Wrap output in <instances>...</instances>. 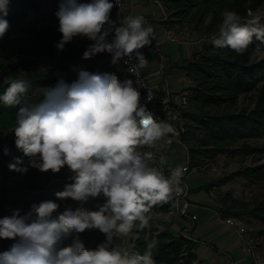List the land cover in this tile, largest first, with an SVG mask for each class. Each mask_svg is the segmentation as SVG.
Returning a JSON list of instances; mask_svg holds the SVG:
<instances>
[{"label":"clouds","instance_id":"clouds-1","mask_svg":"<svg viewBox=\"0 0 264 264\" xmlns=\"http://www.w3.org/2000/svg\"><path fill=\"white\" fill-rule=\"evenodd\" d=\"M9 2L0 0V37L10 27L5 18ZM114 6H118L114 0H62L55 13L61 34L57 50L63 51L76 37L86 38L91 43L83 52L84 60L108 53L113 64L124 60L131 69L146 67L141 50L151 44L154 29L143 15L119 18L117 24L110 19ZM221 17L211 38L215 48L243 54L255 39L259 43L252 57L264 59V17L250 11L245 20L227 9ZM211 19L206 17L205 24ZM73 70L76 80L69 83L61 77L54 86L36 89L39 101L29 98L32 82L24 71L10 79L0 95V103L18 108L12 129L15 146L29 158L24 166L22 158L13 157L9 170L25 174L31 167L57 174L66 167L70 183L55 196L79 204L73 210L65 203L60 211V203L45 200L23 214L15 209L0 218V239L14 241L0 251V264H157L155 240L142 253L117 241L134 230L151 229L160 218L153 209L184 193L186 169L178 165L166 176L153 163L154 153L145 150L176 135V129L167 120H158L141 102L133 79ZM147 101H152L150 91ZM9 154L5 148L4 155ZM159 163H165L163 157ZM101 196L105 202L98 210L84 208L90 199ZM86 230H99L105 241L95 249L86 248L80 239Z\"/></svg>","mask_w":264,"mask_h":264},{"label":"trees","instance_id":"trees-1","mask_svg":"<svg viewBox=\"0 0 264 264\" xmlns=\"http://www.w3.org/2000/svg\"><path fill=\"white\" fill-rule=\"evenodd\" d=\"M166 7L169 16L168 25L187 23L192 30L199 35H214L218 32V25L222 20L221 12L225 9L236 11L242 19L246 20V8L257 9L264 4V0H156ZM50 2L53 7V14L57 12L62 0H10L8 5V15L5 17L9 22V29L3 37H0V46L8 44L7 34L14 20L20 12H38L43 3ZM211 15V22L205 24V18ZM57 18V17H56ZM264 22V19H262ZM59 21L53 26H46L42 33L35 34L32 42L25 45L26 52H42L46 57L57 61V65L52 70H46L43 76L27 78L32 82L29 89V98L36 102L41 99L31 97L34 89L48 86V81L57 82L63 78L66 82L77 79V72L66 71V63L78 64L91 73H114L118 77L123 74V69L111 62L112 58L98 59V54L91 59H82L83 52L91 43L83 42V39L76 37L65 45L63 51H58L56 43L61 39L58 31ZM3 42V43H1ZM259 42L255 39L249 49L243 54H237L230 49H217L211 40L202 43L201 51L195 53L190 59L185 60L182 70L185 78L191 82L187 88L188 93L184 96L186 106L179 110L185 133L181 140L190 146V151L195 157L203 152L199 147H206L210 155L214 156L217 152L225 150L233 153L257 152L263 153L264 147L249 149L248 145L241 144L239 149L232 150L230 147L239 140L252 139L264 140V59H254L252 52ZM264 47V46H262ZM59 72V76L57 75ZM65 72V73H64ZM12 74H16L12 71ZM44 77L48 80L44 81ZM7 84L0 80V95L7 88ZM54 86V85H53ZM256 92L255 104L252 109L237 108V99L241 94ZM17 107H7L0 103V135H4L5 143L0 147L3 156L13 155L18 149L15 146V136L13 132H8L13 128L16 120ZM213 146L214 149L208 147ZM9 150V155H4V149ZM20 151V150H19ZM21 153V151H20ZM192 156V157H193ZM193 157V158H194ZM26 158V156H25ZM34 174V171L32 172ZM237 175L244 176L248 182L264 183V164L252 169H246ZM229 178L222 179L225 183ZM65 181H59L50 186V195L46 200H53L61 204V207L68 201H60L56 198L57 191L64 190ZM214 183L208 184L206 190L209 191ZM40 187L34 185L33 188ZM35 196V195H34ZM45 200H40L38 196L25 199L26 204H38ZM29 205V206H31ZM164 210V206L153 209L155 212ZM253 218L264 224V202L257 204L248 212ZM125 247H133L134 250L143 252L149 242L155 240L156 247L153 249V257L157 264H191L195 255L190 253L193 242L177 238L169 230L162 231L156 236H150L147 241L143 239H132ZM98 242L91 244L90 241H83L88 249H95ZM118 243V242H117ZM189 252L187 257L180 255L183 251Z\"/></svg>","mask_w":264,"mask_h":264},{"label":"rangeland","instance_id":"rangeland-1","mask_svg":"<svg viewBox=\"0 0 264 264\" xmlns=\"http://www.w3.org/2000/svg\"><path fill=\"white\" fill-rule=\"evenodd\" d=\"M81 2H90V0H81ZM147 5H151V8L153 7L152 10H156L157 13L160 12L155 3L150 1ZM260 12L264 14V6L260 9ZM56 19L50 2L43 3L38 12L27 10L19 13L6 36L8 44L6 46H0V80L3 83L7 84L10 79L19 78L21 71L29 73L27 78H36V76H43L45 74L44 59L46 56L42 52L27 53L25 45L27 42L34 41L35 34L42 33L46 26H53L56 23ZM167 29H175L186 40L192 39L195 41L200 38V35L194 32L192 27L187 23H180L175 28L169 27ZM159 34L157 30L154 31V36L151 38V41L155 40L157 38L155 36H159ZM199 42L200 44L203 43V41ZM156 50L164 58L163 65L165 69L169 67L172 69L175 68V71L180 69L181 73H167L164 80L161 78L162 75L150 77L148 78V83L152 87L155 97L160 98L162 93L160 88L164 87V92H171V97L175 98L177 94L179 95L186 88L185 83H179L177 81V78L183 75L182 65L185 62L182 46L165 42L161 46H158ZM141 51L148 61L147 66L144 67L145 69L150 70L158 64L155 60V58L157 59V55L149 50V46H146ZM98 55V59L106 57V53H100ZM12 71L16 74H12ZM149 73L151 72L144 74L148 75ZM46 80L48 79L44 77V81ZM171 81L174 83L171 86L167 85L168 87L162 83H169ZM56 83L48 81L47 84L49 85L47 87H51ZM35 92L36 89L32 91L31 97L37 98L38 95ZM12 129L10 128L8 132L11 133ZM4 135H0V147L5 143ZM172 146V149L169 151V156L166 159V165L174 167L181 166L185 159L180 155L181 153H177V148H174L176 147L174 143H172ZM256 147H264V140L251 139L248 148L254 149ZM254 153L259 154L257 152ZM13 157L22 158L24 166H27L29 163V158H25L24 154L22 152L20 153L19 150L8 157L0 153V218L11 215L12 210L15 209H19L21 214L27 212L31 204L24 202L26 198L32 199V197L38 196L40 200H46L50 195V186L55 183L59 181L70 183L68 176L71 173L66 167L57 174H53L51 171L40 172L38 169L31 167H29L25 174L11 171L8 168V164L12 162ZM262 157L264 158V154ZM190 167L191 171L185 180L190 189L189 198L196 205L191 209V213L196 216V220L191 222L185 219L182 221V224L177 223V226H186L188 230L184 232L185 236L195 242L192 247L196 257L193 259L209 262V258L214 253L215 255L223 254L225 247L227 248V246L231 245V242L235 238L234 235H229L231 231L226 230L219 222L216 212L222 213L223 215L249 216V211L257 204L264 202V183H251L244 176L237 174L231 176L229 181L222 183L220 182L221 179L214 178L208 169L192 168V164H190ZM33 171L34 174H32ZM211 183H217L219 186L223 185L224 188H219L220 190L218 189L211 196V193L206 190V186ZM34 185H40V187L33 188ZM93 201L94 199H90L83 205L84 208L87 209L88 204ZM72 204L74 203L70 200L68 205ZM94 205L98 207L101 203L95 200ZM78 206L73 205L71 207L75 210ZM63 210L64 206L61 207L60 211ZM170 232L177 238L182 235V231H178L175 228H171ZM80 239L82 241H90L91 244L93 241L98 242L100 240V244L105 241L106 237L99 230H86L80 234ZM218 241L222 243L217 244ZM235 241L233 248L229 249V254H233L234 252L238 253L239 243L237 239ZM13 242L12 240L0 239V251L7 250ZM117 242L125 246L128 244L129 239L128 237H123ZM237 243L238 245H236Z\"/></svg>","mask_w":264,"mask_h":264},{"label":"built area","instance_id":"built-area-1","mask_svg":"<svg viewBox=\"0 0 264 264\" xmlns=\"http://www.w3.org/2000/svg\"><path fill=\"white\" fill-rule=\"evenodd\" d=\"M152 1L155 3L158 10L160 11V20L163 22H167L169 13L166 7H164L159 1ZM110 2H113V0H110ZM114 2L118 6H114V8L112 9L110 19L112 21H116L117 24L119 23V18L123 19L128 15H138L137 13H135L133 7L130 4L131 0L130 3H128V0H114ZM263 6L264 4L260 5L255 10H252L247 7L246 19L249 18L248 13L250 11L253 14H260L262 17H264V14L260 12V9ZM146 21L148 22V24H150L149 19H146ZM171 27L175 28L176 25H171ZM212 36L213 35H210L209 37H207L206 35H200L198 41H209L211 40ZM183 38L184 37L180 36V33L178 34L175 29H167L162 34L161 40H159L157 43L149 45V49L157 54L158 72L163 73V58L159 53H157V44H160V42L162 41L185 44L189 41L186 40V38ZM83 42H87V39H83ZM105 58L111 59L112 57L110 54L106 53ZM44 61V71L52 70L57 65V61L52 60L48 57H45ZM118 65L123 69V74H121L119 78L121 80H124L126 78L133 79L134 84L141 91V102L147 104L148 109L155 113L156 118L158 120H167L176 129V135H170L165 140L157 142L154 148L145 149L154 153L155 160L153 161V163L156 166L161 167L162 171L166 176L169 175L170 170L175 167L167 166L166 159L169 156L170 149H172L173 147L172 143H174L176 145V147L174 148H177V153H181L180 155H182L185 159L181 166L186 169L182 178V184L186 185L184 193L181 194L179 197H174V199L170 203L163 204L164 210L157 212L159 213L160 218L155 222V225L151 229L134 230L133 234L130 237L132 239H143L147 241L150 236H156L162 231H170L171 228H175L178 231H182V239L194 242L192 239H189L185 236L184 232L188 230L186 226H177V223L182 224V221L185 219H188L191 222H194L196 220V216L191 213V209L196 205L189 198L190 189L185 180L191 171L190 164H192V168L208 169V171L212 173L214 178L222 180L236 175L246 169H252L257 166L263 165L264 158L262 156L264 153H233L229 149L222 152H217L216 154H214V156H212L210 155V152L207 150L206 147L200 146L199 148L203 152L194 157L190 151V146H188L181 140V136L185 133V131L182 124V120L179 116V110L186 106V100L184 96L188 93L187 88L191 86V82L188 80L186 88L183 89L181 93L175 98H172L169 92H163L160 95V98H157L154 96L153 89L148 83L147 75H145L141 71V69H131L128 64L124 63V60L119 61ZM78 67V64L66 63V71H72L74 68ZM165 86L168 87L166 82ZM149 91L152 94L151 102L147 101V92ZM255 95V91L239 95L237 99V108L252 109L256 100ZM250 141L251 139L239 140L234 143L230 148L236 151L237 149H239L241 144L244 143L246 145H249ZM208 148L214 149L213 146H210ZM161 157H163L165 160V163L163 165L159 163ZM219 188L222 189L224 188V186H219L217 185V183H214L209 190L211 196H213V193H215ZM95 200L99 201L101 205L105 202L102 196L94 199V201ZM94 201L88 204V210H98V207L94 205ZM73 203L74 204H72L71 206L79 205L74 201ZM185 205L187 206L186 208ZM216 215L218 217L219 222L226 229L230 230L232 234L236 237L241 252L245 256L250 258V264H264V224H262L259 220L253 218L251 215H249L250 217L242 215H223L222 213L218 212H216ZM188 253L189 252L184 250L180 255V261H182V258L187 257ZM190 253L194 254L193 249L190 250ZM191 264L210 263L205 260L195 259Z\"/></svg>","mask_w":264,"mask_h":264},{"label":"crops","instance_id":"crops-1","mask_svg":"<svg viewBox=\"0 0 264 264\" xmlns=\"http://www.w3.org/2000/svg\"><path fill=\"white\" fill-rule=\"evenodd\" d=\"M150 1L153 2L152 0H131V3H130V0H128V3L131 4V6L133 7L135 13H137L138 15H143L145 17V19H149L150 20L149 22H150L152 28L154 29V31L157 30L158 33H160L159 36H155V37H157V38H155V40L151 41V44H154V43H157L159 40H161L163 31L166 30L167 28L171 27V26L168 25V24H166L165 22L161 21L160 20V17H159V12L157 13L156 10H152L153 7L151 8V5H147V3L150 2ZM189 41L187 43H185V44H182V43H174L173 42V44L182 46L183 53H184V57H185L184 60L190 59L195 53L201 51V48H202V44H200V42L198 40H195L194 41V40L191 39ZM165 42L166 41H162V42H160V44L158 43L157 44V47L158 46H161ZM167 43H172V42H167ZM157 53L160 54V52L158 50H157ZM162 58H163V56H162ZM155 60L157 62V59L156 58H155ZM163 60H164V58H163ZM170 68L171 67H169L168 69H165L164 68V65H163V73L158 72V64L156 66H153L150 70L145 69V68H140V69H141V71L143 73L151 72V73H149L147 75L148 78L154 77V76H157V75H162L161 78H163V80L165 79L167 73H175V72L176 73H179V72L181 73L180 69L179 70L177 69V71H175V68H173V69L172 68L170 69ZM152 71H154V72H152ZM177 81L179 83H185L186 86H187L188 80L185 78L184 74L181 77H178L177 78ZM162 83H164V85H165V82H162ZM173 83L174 82L171 81V82L167 83V85H170L171 86ZM160 89H161V92L162 93L165 91L164 90V87H161ZM170 94H171V92H170ZM226 230H228V229H226ZM229 235L232 236L233 235L232 232H231V234L229 233ZM235 240H236V237L231 242V245L227 246V248L225 247L223 254L215 255V253H214L209 258V263L210 264H250V262H251L250 261V258L247 257V256H245L241 252L240 248L238 249V253L234 252L233 254H229V249L233 248V245L236 242ZM221 243L222 242H220V241L217 242V244H221ZM194 244H195V242H193V245ZM236 245H238V243ZM192 249H193V247H192Z\"/></svg>","mask_w":264,"mask_h":264}]
</instances>
